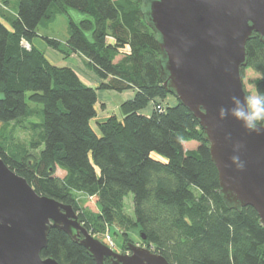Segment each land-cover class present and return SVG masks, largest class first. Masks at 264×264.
Returning <instances> with one entry per match:
<instances>
[{"label": "trees", "instance_id": "16d2710c", "mask_svg": "<svg viewBox=\"0 0 264 264\" xmlns=\"http://www.w3.org/2000/svg\"><path fill=\"white\" fill-rule=\"evenodd\" d=\"M11 1L0 0L5 164L37 193L70 204L97 237L114 225L126 242L127 230L137 226L144 245L173 264H264V226L257 212L226 205L202 128L163 84L158 35L147 21L145 0H14L15 12ZM57 14L67 16L64 43L42 38L65 56H83L99 78L96 86L70 66L52 63L32 43L38 25ZM245 49L241 77L251 69L257 74L254 90L264 92V44L257 33ZM97 89L134 94L119 104V116L96 120ZM168 95L176 101L167 102ZM148 104L147 115L141 110ZM17 130L28 132L26 142L15 136ZM191 140L198 145L185 149L183 141ZM153 150L167 159L153 158ZM57 168L64 176L55 175ZM128 193L133 216L125 211ZM79 196L94 199L96 211ZM41 255L59 264H95L78 241L54 227Z\"/></svg>", "mask_w": 264, "mask_h": 264}, {"label": "water", "instance_id": "95a60500", "mask_svg": "<svg viewBox=\"0 0 264 264\" xmlns=\"http://www.w3.org/2000/svg\"><path fill=\"white\" fill-rule=\"evenodd\" d=\"M145 6L158 35L161 79L202 128L222 199L231 208L253 207L264 226V133L218 117L231 96L247 95L240 69L247 40L257 33L264 44V0H145ZM51 227L78 241L95 264H173L143 244L126 241L121 252L109 247L70 204L37 193L0 157V264H59L41 255Z\"/></svg>", "mask_w": 264, "mask_h": 264}, {"label": "rangeland", "instance_id": "374dc122", "mask_svg": "<svg viewBox=\"0 0 264 264\" xmlns=\"http://www.w3.org/2000/svg\"><path fill=\"white\" fill-rule=\"evenodd\" d=\"M38 31V36L34 37L32 39V43L37 47V48H41L43 49L42 51L45 53V55L52 61V63H55L57 65H70L73 63H77V64H81L84 66V68L86 70H88V66L86 64V61L82 58L79 57H75V56H64V57H56L59 54L61 55L62 53L53 49L44 38H42L43 36H48V37H52V38H56L58 40L61 41V43H64V40L66 39V37L68 36V21H67V16L65 14H57L56 17L47 23H40L38 25L37 28ZM64 55V54H62ZM90 69V68H89ZM84 75V74H83ZM257 76V74L252 71L249 68H246L244 70V75L242 78V82H243V86L246 92L251 93V92H255L254 90V85L252 83V79H254ZM85 78V77H84ZM98 84V83H97ZM96 84V85H97ZM95 85V86H96ZM99 90H103V93H99V99H101V94H103L105 97H111L110 95L111 92L116 95V98L118 99H125L123 97H125L124 95H127L128 93L119 96L118 91H114V90H107V89H99ZM1 93H0V97H1ZM171 96L168 95L167 98ZM108 110L109 112H111L112 109H116L117 105L115 102H112L111 104V98H108ZM100 102V100H99ZM98 102V103H99ZM165 104V103H164ZM152 105L148 104L146 106L145 109H142V111L144 112H148L149 108H151ZM98 108V105H97ZM119 108V107H118ZM118 111V110H117ZM119 112V111H118ZM104 113H107L104 112ZM107 116V115H106ZM3 122H0V135H3L6 127L2 126ZM91 124L93 125V128L98 131L97 126L95 125L94 120L91 122ZM15 136L22 142H26L29 138L28 132L27 131H16L15 132ZM184 148L186 149H192L195 148L198 143L194 140L191 141H185L184 143ZM151 156L153 158L165 161L167 159V157L155 150H153L151 152ZM91 162L93 163L94 166H96V170L97 173L99 172L97 165L94 163L92 157H90ZM64 174V171L60 168H57L55 171V175L58 176H62ZM80 200H85L84 205L86 207H88L89 209L96 211V206L94 204V199H84L83 196H79ZM124 205H125V211L133 216V209H132V194L128 193L125 198H124ZM109 233L110 236L112 237L113 241H114V247L113 249L116 251H120V249L122 248V245L124 243V236L120 233V231L114 226V225H110V229H109ZM127 234H128V241L134 242V243H138V244H143L144 242L143 240H141V232L139 231V228L137 226H131L128 230H127ZM102 235L99 234L98 237L101 239Z\"/></svg>", "mask_w": 264, "mask_h": 264}, {"label": "clouds", "instance_id": "9594fccd", "mask_svg": "<svg viewBox=\"0 0 264 264\" xmlns=\"http://www.w3.org/2000/svg\"><path fill=\"white\" fill-rule=\"evenodd\" d=\"M218 117L220 119L231 117L238 120L248 132L264 133V92H251L243 98L238 95L231 96L230 106H221L218 109ZM234 149L238 150L239 145H235ZM231 160L237 167H243L237 155H233Z\"/></svg>", "mask_w": 264, "mask_h": 264}, {"label": "crops", "instance_id": "0c3cea01", "mask_svg": "<svg viewBox=\"0 0 264 264\" xmlns=\"http://www.w3.org/2000/svg\"><path fill=\"white\" fill-rule=\"evenodd\" d=\"M10 6L12 7V11L15 12L14 11L15 1L14 0L10 2ZM39 49H41V48H39ZM41 50H43V49H41ZM59 56L64 57L65 55H62V54L60 55L59 54L56 57H59ZM69 56H75V57H79L80 56V58H82V59H84L86 61V59L83 56H81V55H79L77 53H72ZM68 66H70L77 73L79 78L84 83H86L87 85L95 86L99 82V78L97 77V75L91 69L88 68V70H86L83 65L77 64V63H73V64H70ZM99 93H103V90H99V89L96 90V96H97L96 105H98V108H97L98 112H97V115L95 117L96 120L102 119L106 115H109V114H115V115L119 116V112H118L119 111V108H118L119 104L122 101H124V100H126L128 98H131L133 96V94H134V90L133 89H127V90H123L120 93H118L119 96L128 93L127 95H124L125 97H123V98H125V99L116 98V95H114L112 92H111L112 95H110L111 97H105L103 94H101V99H99V96H98ZM108 98H111V104H112V102H115L117 104V105H115L116 109H112L111 112H109V110L107 109L108 108L107 103H108V100H109ZM99 100H100V102H99ZM166 101L172 104V103H174L176 101V99H175L174 96L171 95L168 98H166ZM151 110H152V106H151V108H149L148 112H144L142 110H141V112H143L144 114L148 115V114H150ZM106 111H107V113H104ZM92 121L93 120H91V122ZM184 142L185 141H183V143ZM64 174H65V172H64ZM64 174L62 176H64ZM62 176H60V177H62Z\"/></svg>", "mask_w": 264, "mask_h": 264}, {"label": "built area", "instance_id": "2783aa9c", "mask_svg": "<svg viewBox=\"0 0 264 264\" xmlns=\"http://www.w3.org/2000/svg\"><path fill=\"white\" fill-rule=\"evenodd\" d=\"M25 46H27V44L24 43ZM102 241L104 243H106L109 247L113 248L114 247V241L112 239V237L110 236L109 230L108 228L105 230V232H103L102 236Z\"/></svg>", "mask_w": 264, "mask_h": 264}, {"label": "flooded vegetation", "instance_id": "af4514ba", "mask_svg": "<svg viewBox=\"0 0 264 264\" xmlns=\"http://www.w3.org/2000/svg\"><path fill=\"white\" fill-rule=\"evenodd\" d=\"M121 251H126V250L122 247V248L120 249V252H121Z\"/></svg>", "mask_w": 264, "mask_h": 264}]
</instances>
